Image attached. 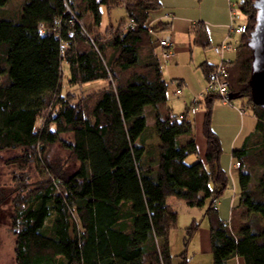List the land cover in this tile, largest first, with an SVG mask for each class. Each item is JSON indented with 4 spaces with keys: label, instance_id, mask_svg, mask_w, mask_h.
I'll list each match as a JSON object with an SVG mask.
<instances>
[{
    "label": "trees",
    "instance_id": "trees-1",
    "mask_svg": "<svg viewBox=\"0 0 264 264\" xmlns=\"http://www.w3.org/2000/svg\"><path fill=\"white\" fill-rule=\"evenodd\" d=\"M10 1L0 0V152L21 149L25 166L41 161L51 172L13 219L17 264H172L170 232L178 223L172 197L190 207L209 202L213 264L234 257L264 264V108L253 103L249 85L255 0H242L248 30L236 60L230 58L229 94L246 99L243 110L258 118V134L253 145L232 151L240 192L228 222L213 207L228 184L212 129L220 95L207 93L179 115L168 105L157 52L168 24L151 19L161 1L21 0L14 13L2 9ZM120 6L127 20L102 31L103 9ZM193 33L195 46H211L205 26ZM63 64L70 84L109 85L89 103L74 102L63 92ZM215 67L201 63L206 85ZM203 102L206 163H188L198 153L190 113ZM152 136L159 144H146ZM55 145L77 165L71 173L38 159ZM252 169L259 171L254 187ZM198 227L194 220L186 229V247Z\"/></svg>",
    "mask_w": 264,
    "mask_h": 264
},
{
    "label": "rangeland",
    "instance_id": "rangeland-1",
    "mask_svg": "<svg viewBox=\"0 0 264 264\" xmlns=\"http://www.w3.org/2000/svg\"><path fill=\"white\" fill-rule=\"evenodd\" d=\"M231 1L241 2V0ZM167 4L172 6L171 8L169 7V11L175 12L177 16H181L185 18V20H195L196 22H199L205 21L206 19L208 20L206 22H217L218 16L216 14L215 0H196L194 2L192 0H175V2L173 0H169ZM19 5L20 0H11L9 4L4 6L2 9H6L7 11L14 13L19 9ZM161 5V8H164L165 4L162 3ZM229 6L230 5H228V11L230 12L231 9ZM173 7L180 9L179 11H173ZM103 12L104 18L101 26L102 31L106 29L107 25L113 24L114 26H118L122 20H127V13L122 6L112 9L110 12L104 8ZM206 27L209 32V26L207 25ZM219 32L220 30H217L215 39L210 36L211 46H216L221 42V40L214 41L220 38ZM240 38L241 36L234 35L231 37V40L233 39L232 42L235 45ZM210 47L203 49L201 47L194 46L192 43L190 49L179 53L177 61L174 62V64H169L167 68H164L163 59L161 58L164 79L168 82L169 86L168 103L169 106L173 108L174 114L179 115L184 113L187 105L190 103V100L195 95H199L201 91L205 89L206 80L200 65L203 62L214 64L217 60L213 48ZM234 50L235 49H233V51ZM157 52L160 53L159 47L157 48ZM228 53L229 52L227 51L226 56H229L233 61L236 60L237 55L235 52ZM63 72V92L65 95L70 94L69 96L72 97L74 102L83 101V103H89L95 98L96 92L101 91L109 85V82L105 80H98L86 84H70L68 81L69 69L66 64H63ZM175 79H180L185 83V88L180 95H177L178 93L175 94L174 92L176 86L174 82ZM245 101V98H236L232 100V104L240 108V106H243L242 104ZM217 105L219 106L224 104L221 100H216L214 103L212 129L215 126L218 130H224L227 128V125H225L220 118L217 120L215 125L214 118L216 117L214 115V108ZM227 105L230 107L229 104ZM205 109V102H203V106L200 107V110L205 111ZM216 109L218 113L219 110L218 108ZM246 110L248 111L249 109ZM220 111H222V109ZM47 112L48 111L46 110L45 113ZM190 118L194 121L195 116L190 114ZM42 119L43 117L38 119V127L42 125ZM233 121L237 122V125L239 126V119L236 121V118L233 117ZM223 134L227 136L225 133ZM151 138L154 140L155 137L152 136ZM222 149L223 156L225 151L227 152V149H225L223 145ZM21 154V149L4 150L0 152V264H17L15 258L16 235L13 229V219L17 213V209L25 203L27 197L47 184L49 173H51L50 168L45 166L46 164L42 165L43 162L41 163V161L33 162L32 164L25 166L22 161ZM38 157V159L42 158L44 163L46 162L45 158H47L48 162L55 166H61L63 168L62 170L67 173L74 171L77 166L71 159L69 152L62 149L59 145H55L50 148L45 156L44 154L39 153ZM236 162L237 161H235V163ZM234 167L238 168L237 166ZM251 171L254 176V183L252 185L254 187L259 176V171L255 169H252ZM234 191L237 193L240 192L239 179L236 184V189L233 190L232 186H230L220 197H225L227 194L233 196L235 193ZM172 204L178 212L177 226L171 231L172 264L183 263V259L179 254L185 250H187L186 255L189 257L188 259L190 260V264H212V256L207 252H202L200 247L201 242H199L198 239L199 237L200 240H202L204 231L209 227L208 217L204 215L205 211L201 207H190L183 201L177 203L172 202ZM193 218H196L199 223V227L194 234V237L186 247L184 236H186V229L191 224ZM197 245L198 249L196 250Z\"/></svg>",
    "mask_w": 264,
    "mask_h": 264
},
{
    "label": "crops",
    "instance_id": "crops-1",
    "mask_svg": "<svg viewBox=\"0 0 264 264\" xmlns=\"http://www.w3.org/2000/svg\"><path fill=\"white\" fill-rule=\"evenodd\" d=\"M160 1L162 3H164L165 6H164V8H160L159 10L154 11L152 13L151 19H152V22H154V23L164 22V23L168 24V26H166V30L161 31L159 33V35L161 37V36H165V35L169 34L173 40V55L168 61L163 60L164 68H167L169 64H174V62L177 61V57H178L179 53L190 49L191 44L193 42V38H194L193 29L195 26L196 27L200 26V25L205 26V27L207 25L209 26V32H208V30H207V32H208L210 44H211L210 36H212V38L215 39V36L217 34V30H220V32H219L220 38H218L214 41L221 40V42L219 43V44H221L224 40L227 39V36L229 33V23H230V12L228 11V5H230V0H215L216 1V14H217L218 18H217V22H214V23L206 22V21H208L206 19H205V21H199V22H196L195 20H185V18H183L181 16H177L175 14V12H171L168 10L169 7L170 8L172 7V6H169L167 4L169 2V0H160ZM173 1L175 2V0H173ZM192 1L194 2L196 0H192ZM20 2H21V0H20ZM22 2H23V0H22ZM201 4H203V3H201ZM173 8H174L173 11H179V9H180L177 7H173ZM206 29H207V27H206ZM239 36H241V35H239ZM232 40L230 38V41L236 50L240 45L241 38L239 41H237V43L235 45L232 42ZM211 47L214 50L215 46H211ZM159 50H160V54L162 57V49L159 48ZM235 50L234 51L233 50L228 51V52L234 53ZM215 55L217 57L216 58L217 60H216V63H214V64H217L220 57L216 53H215ZM226 55H227V52H226ZM227 57H229V56H227ZM174 82L176 85L175 91H174L175 94H177L176 91H177V89H180L179 85H181V92L177 94V95H180L185 88V83H184V81H182L180 79H175ZM202 91H201V93H202ZM196 96H198V95H195L190 100L189 105L194 101V98ZM168 105H169V103H168ZM242 105L244 106L245 102H243ZM243 106H240V108H238V106L231 104L230 107H228L227 104H224V105H219V106L217 105L214 108V115L216 117V118H214L215 119V125H216V122L219 118L221 121H223L225 123V125H227V128L224 130H218L217 128H215V126L213 127L214 131L220 137L222 145L224 146L225 149H227V152L224 150L225 154L223 156H221V166L228 176V184H227L226 189L220 194V196L223 195L225 193V191L227 190V188H229L230 186H232L233 190L236 189V184H237L238 179H239L240 169L234 167L236 159L233 158L232 151L234 149L242 148L247 144L253 145V142L257 138L258 133H257L256 128H257L258 118L256 117V115L253 113V111L251 109H249L248 111L247 110L243 111ZM216 108H218V110H219L218 113L216 111L217 110ZM221 109H222V111H220ZM172 110H173V108H172ZM190 114H193L195 116V119H194V138H195L196 144L198 146V153L188 156L186 161L188 163H195L197 161H202V162L206 163L205 155H206L208 143H207V139L204 135L205 111H201L200 108H197L195 113H190ZM233 117L236 118V121L239 119V126L237 125V122L233 121ZM152 123H153V120L148 119V124H152ZM223 133H225L227 136H225ZM154 137H155L154 140L152 138L146 140V144H159V142H160L159 138L157 136H154ZM220 196L218 197L217 212H218L221 219L228 222L230 220V217L232 214V208L234 205H236L238 203L239 197L237 196V192H235L233 196H230L229 194H227L226 196L224 195L225 197H220ZM168 202L175 209L172 202L177 203V202H182V200H179V199L172 197L168 200ZM208 207H209V202L205 207H203V210L205 211L204 215H206ZM194 220H196V218H193L192 222ZM199 236H201V235H199ZM184 238H185V236H184ZM198 239H199V242H201L200 247H201L202 252H207L208 254H210L212 256L210 227H208V229H206L204 231L202 240H200L199 237H198ZM170 243H171V232H170ZM197 249H198V245H197L196 250ZM182 252L179 254L180 256H181ZM186 256H187V263L186 264H190V262H189L190 260L188 259L189 257H188V255H186ZM212 261H213V256H212ZM212 264H213V262H212ZM228 264H245V262L240 257H234L228 261Z\"/></svg>",
    "mask_w": 264,
    "mask_h": 264
},
{
    "label": "built area",
    "instance_id": "built-area-1",
    "mask_svg": "<svg viewBox=\"0 0 264 264\" xmlns=\"http://www.w3.org/2000/svg\"><path fill=\"white\" fill-rule=\"evenodd\" d=\"M230 9V23L227 39L214 47V52L220 57L219 61L216 64V67L211 74V78L208 80L203 92L194 98L193 102L195 103L199 102V99L203 98L207 93H217L220 95V100L222 103L229 105L232 104L229 94L230 58L226 56V52L235 49L230 41V38L234 35L245 34L248 30V24L247 18L242 10V0L241 2L230 0ZM131 24H133V21H131ZM150 32L153 33L152 29H150ZM158 42L159 46L162 48V59L168 61L173 55L172 37L167 34L165 36L159 37ZM176 92L180 93L181 89H177ZM196 110L197 108H193L191 112L195 113ZM234 166L239 168L240 163L236 162ZM213 204V207L216 209L218 205V198L214 199Z\"/></svg>",
    "mask_w": 264,
    "mask_h": 264
},
{
    "label": "water",
    "instance_id": "water-1",
    "mask_svg": "<svg viewBox=\"0 0 264 264\" xmlns=\"http://www.w3.org/2000/svg\"><path fill=\"white\" fill-rule=\"evenodd\" d=\"M256 22L248 44L253 51L252 73L249 80L253 103L264 108V0H255ZM230 99H236L230 95Z\"/></svg>",
    "mask_w": 264,
    "mask_h": 264
}]
</instances>
